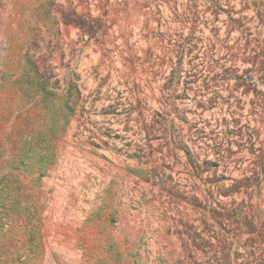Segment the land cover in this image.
<instances>
[{
    "label": "rangeland",
    "instance_id": "1",
    "mask_svg": "<svg viewBox=\"0 0 264 264\" xmlns=\"http://www.w3.org/2000/svg\"><path fill=\"white\" fill-rule=\"evenodd\" d=\"M0 264H264V0H0Z\"/></svg>",
    "mask_w": 264,
    "mask_h": 264
}]
</instances>
